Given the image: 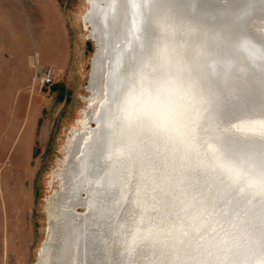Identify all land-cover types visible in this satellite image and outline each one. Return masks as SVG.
<instances>
[{
	"label": "bare ground",
	"instance_id": "6f19581e",
	"mask_svg": "<svg viewBox=\"0 0 264 264\" xmlns=\"http://www.w3.org/2000/svg\"><path fill=\"white\" fill-rule=\"evenodd\" d=\"M87 2L92 95L36 264H264V136L241 130L264 116V0ZM170 81L193 101L181 134L118 118Z\"/></svg>",
	"mask_w": 264,
	"mask_h": 264
},
{
	"label": "rangeland",
	"instance_id": "374dc122",
	"mask_svg": "<svg viewBox=\"0 0 264 264\" xmlns=\"http://www.w3.org/2000/svg\"><path fill=\"white\" fill-rule=\"evenodd\" d=\"M57 3L0 0V264H36L49 237L59 168L92 95L88 2ZM36 59L56 62L52 85L35 77Z\"/></svg>",
	"mask_w": 264,
	"mask_h": 264
},
{
	"label": "clouds",
	"instance_id": "9594fccd",
	"mask_svg": "<svg viewBox=\"0 0 264 264\" xmlns=\"http://www.w3.org/2000/svg\"><path fill=\"white\" fill-rule=\"evenodd\" d=\"M192 104L183 86L170 81L154 88L131 89L121 101L118 118L127 124L149 120L161 130L179 135Z\"/></svg>",
	"mask_w": 264,
	"mask_h": 264
},
{
	"label": "water",
	"instance_id": "95a60500",
	"mask_svg": "<svg viewBox=\"0 0 264 264\" xmlns=\"http://www.w3.org/2000/svg\"><path fill=\"white\" fill-rule=\"evenodd\" d=\"M227 1H229V0H205V3H203V4H204V8H206L205 10L208 11L209 10L208 8L212 7L213 4H217L218 6L223 5V4L226 5ZM210 14H213L214 16L217 17L220 13L216 10L214 12V10H213V12ZM260 21H261L260 23L258 22L259 27L260 26L263 27L264 26V18L260 19ZM259 33L262 35V37H264V29H263V31H260ZM95 45H96V43H95ZM91 68H92V63H91ZM90 75H91V72L89 74V77H90ZM242 119H243V121L244 120L248 121V122L246 121L247 123L245 122L244 123L245 125L241 127V130L243 129L242 131H244L246 133L257 134L259 136H262V135L264 136V123L261 122V121H264V116H262V115L261 116H250V117L241 118V120Z\"/></svg>",
	"mask_w": 264,
	"mask_h": 264
},
{
	"label": "built area",
	"instance_id": "2783aa9c",
	"mask_svg": "<svg viewBox=\"0 0 264 264\" xmlns=\"http://www.w3.org/2000/svg\"><path fill=\"white\" fill-rule=\"evenodd\" d=\"M36 68L35 77L41 81L43 85H52L55 79V68L52 64L43 66L40 65L39 61L36 59L34 64Z\"/></svg>",
	"mask_w": 264,
	"mask_h": 264
},
{
	"label": "crops",
	"instance_id": "0c3cea01",
	"mask_svg": "<svg viewBox=\"0 0 264 264\" xmlns=\"http://www.w3.org/2000/svg\"><path fill=\"white\" fill-rule=\"evenodd\" d=\"M56 4H57V6H58V3H57V0H53ZM59 7V6H58ZM59 12H60V10H59ZM61 13V12H60ZM61 15H62V13H61ZM62 18H63V15H62ZM63 20H64V18H63ZM65 29V28H64ZM65 31V30H64ZM66 33L64 34V39L66 40ZM66 46V45H65ZM66 48V47H65ZM65 48H64V50H65ZM65 52V51H64ZM63 52V54L65 55L66 53H64ZM62 54V55H63ZM56 55H59V53H56ZM32 56V55H31ZM29 57L28 59H29V61H28V63L30 64V63H32L33 64V57ZM64 57V56H63ZM63 57H62V59H61V61L60 62H62V60H63ZM56 63V62H53V61H50V62H48L47 64L49 65V64H52V63ZM40 63V62H39Z\"/></svg>",
	"mask_w": 264,
	"mask_h": 264
}]
</instances>
